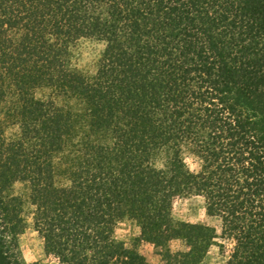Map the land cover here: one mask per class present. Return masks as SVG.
<instances>
[{
	"label": "trees",
	"instance_id": "1",
	"mask_svg": "<svg viewBox=\"0 0 264 264\" xmlns=\"http://www.w3.org/2000/svg\"><path fill=\"white\" fill-rule=\"evenodd\" d=\"M82 39L105 44L92 75L71 63ZM16 183L61 264H146L124 221L199 257L216 236L172 216L193 194L226 264H264V0H0V264H22Z\"/></svg>",
	"mask_w": 264,
	"mask_h": 264
},
{
	"label": "rangeland",
	"instance_id": "2",
	"mask_svg": "<svg viewBox=\"0 0 264 264\" xmlns=\"http://www.w3.org/2000/svg\"><path fill=\"white\" fill-rule=\"evenodd\" d=\"M105 50V44L96 39H82L76 43L72 49L71 63L74 68L86 73L95 74L98 62ZM42 94L38 93V97ZM6 136L14 138L19 133V128L10 125L6 128ZM182 159L187 168L192 172L200 170V160L188 149L182 152ZM165 158L163 156L156 160V167L163 168ZM12 193L23 197L25 201V216L28 228L19 239V249L17 258L22 264H61L54 256H50L45 251L43 239L34 230L33 212L34 207L29 200V189L24 183H16ZM173 219L176 222L200 225L216 236L210 241L197 257V251L188 245L184 240H172L163 245H153L141 241L140 230L131 221L120 223L115 232V239L129 251H134L144 258L146 264H226L232 244L230 241L222 239V222L216 217H211L206 208L203 197L190 195L182 197L174 202Z\"/></svg>",
	"mask_w": 264,
	"mask_h": 264
}]
</instances>
